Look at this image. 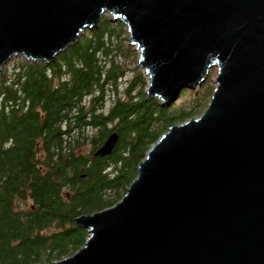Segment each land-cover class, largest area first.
Instances as JSON below:
<instances>
[{
	"label": "water",
	"instance_id": "obj_1",
	"mask_svg": "<svg viewBox=\"0 0 264 264\" xmlns=\"http://www.w3.org/2000/svg\"><path fill=\"white\" fill-rule=\"evenodd\" d=\"M105 14L140 51L148 98L169 106L213 69L215 87L121 200L76 217L85 244L44 264H264V0H0V76L13 57L54 62Z\"/></svg>",
	"mask_w": 264,
	"mask_h": 264
},
{
	"label": "trees",
	"instance_id": "obj_2",
	"mask_svg": "<svg viewBox=\"0 0 264 264\" xmlns=\"http://www.w3.org/2000/svg\"><path fill=\"white\" fill-rule=\"evenodd\" d=\"M125 32L105 16L50 64L17 58L4 66L0 264L73 255L89 236L76 217L121 200L148 149L195 115V106L171 110L148 98L142 74H130ZM112 132L113 152L96 155Z\"/></svg>",
	"mask_w": 264,
	"mask_h": 264
},
{
	"label": "rangeland",
	"instance_id": "obj_3",
	"mask_svg": "<svg viewBox=\"0 0 264 264\" xmlns=\"http://www.w3.org/2000/svg\"><path fill=\"white\" fill-rule=\"evenodd\" d=\"M105 16H108V15L105 14L104 17ZM111 21L113 23L120 22V21H115L112 19H111ZM125 29H126V26H125ZM123 38H127V40H123ZM121 40H123V43H125L126 45H129L132 47V56H131V60H130V62H131L130 68L132 69V71L130 72V74L131 75H133L134 73H139V74L141 73L142 74V76L145 79V85H146L144 92L147 94V85L149 84V75L146 73L145 69L139 65L140 51L135 49V47L130 44L129 35H128L127 30L121 36ZM17 58H22V57H13L12 60L9 62V63H11L10 64L11 66H12L14 60H16ZM215 76H216V70L213 69V70H211L209 76L207 77V79L203 83V85L198 86L196 89L189 88L187 93L179 96L173 103H171L169 105V106H171V110L182 109L183 106L184 107L186 106L187 108H191V107L195 106L196 112H195L194 116L200 115L203 112V110L206 108L207 104L209 103V101L211 99L212 92H213V89L215 87V83H214ZM128 77H130V76H128ZM158 100L160 101L161 104L163 103L162 100H160V99H158ZM177 112L178 111H176V113Z\"/></svg>",
	"mask_w": 264,
	"mask_h": 264
}]
</instances>
